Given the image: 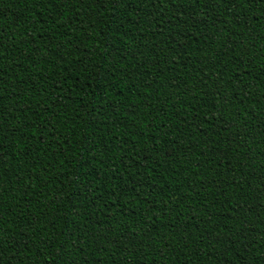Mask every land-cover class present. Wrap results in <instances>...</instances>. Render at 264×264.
Listing matches in <instances>:
<instances>
[{"label":"trees","instance_id":"trees-1","mask_svg":"<svg viewBox=\"0 0 264 264\" xmlns=\"http://www.w3.org/2000/svg\"><path fill=\"white\" fill-rule=\"evenodd\" d=\"M0 264H264V0H0Z\"/></svg>","mask_w":264,"mask_h":264}]
</instances>
